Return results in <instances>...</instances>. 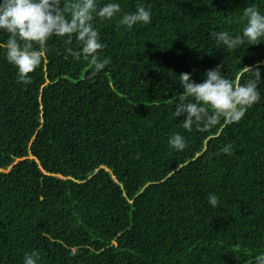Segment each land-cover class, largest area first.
<instances>
[{
    "label": "trees",
    "instance_id": "obj_1",
    "mask_svg": "<svg viewBox=\"0 0 264 264\" xmlns=\"http://www.w3.org/2000/svg\"><path fill=\"white\" fill-rule=\"evenodd\" d=\"M106 3L108 0H100ZM151 7L131 30L93 21L111 64L99 74L52 38L29 84L0 35V264H254L264 253V85L238 123L200 132L174 110L179 75L243 83L264 42L229 53L213 31L244 27L264 0H117ZM173 133L185 136L177 152ZM227 146L230 151L224 153ZM209 194L219 198L213 208Z\"/></svg>",
    "mask_w": 264,
    "mask_h": 264
},
{
    "label": "clouds",
    "instance_id": "obj_2",
    "mask_svg": "<svg viewBox=\"0 0 264 264\" xmlns=\"http://www.w3.org/2000/svg\"><path fill=\"white\" fill-rule=\"evenodd\" d=\"M244 27L239 34L228 30L213 31L212 38L218 49L224 48L231 53L243 45H256L264 42V11L260 7L243 8ZM118 17L117 26L131 30L137 24L148 25L152 20L150 6L138 3L133 12L124 13L117 0H0V35H7L3 45L4 58L16 69V81L29 84L30 73L42 63L41 46H46L52 38H64L66 45L73 39L79 47H66L65 52L75 61L92 65V74H99L111 64L108 57L101 58L105 44L93 21L112 20ZM248 76L243 83L234 82L222 75V66L209 69L202 82H196L191 73H182L179 84L183 89L175 106V118L184 117L180 126L191 131L195 127L200 132L223 124L238 123L250 108L261 99L262 68L258 63L248 67ZM168 145L177 152L183 151L187 141L181 133H173ZM222 151L229 153L225 146ZM209 204L215 208L219 198L209 194ZM37 251L26 253L23 264H39ZM254 264H264V253H259Z\"/></svg>",
    "mask_w": 264,
    "mask_h": 264
}]
</instances>
